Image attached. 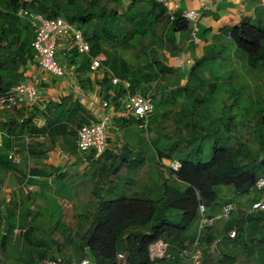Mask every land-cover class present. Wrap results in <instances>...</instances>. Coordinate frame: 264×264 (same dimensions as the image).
Segmentation results:
<instances>
[{
	"label": "rangeland",
	"instance_id": "rangeland-1",
	"mask_svg": "<svg viewBox=\"0 0 264 264\" xmlns=\"http://www.w3.org/2000/svg\"><path fill=\"white\" fill-rule=\"evenodd\" d=\"M56 1L59 8L62 10L69 8L71 13L74 11V6L87 8L91 1L95 2L94 7L87 9L88 12L94 13L93 21L87 25L86 29H83L84 32H89L88 34H90L98 24V20L94 18L96 15L106 14L115 10L120 16L130 7V0H122L121 2L119 1L118 4L110 0ZM5 5L6 2L0 5V11ZM137 6L146 8L147 4L143 3ZM17 8L18 11L21 7L18 6ZM62 10H58L59 15L65 17V12ZM167 17V14L160 17L153 28L149 29L144 36H134L130 40L129 45L124 48L120 46L116 47L114 42H108L103 45V50L106 56L108 55V65L110 64V58H117L115 71H112L116 76L118 72V61L123 62L127 73L126 78L128 79L140 78L142 74H147L148 72L160 73L161 76L157 81L154 79L149 83L142 81L138 87L142 93L150 92L153 104H155V98L157 94H159L157 91L158 85L163 83L170 86L172 82H175L176 86H180L181 84L180 80L175 81L174 78H171L169 75H164L160 72L158 67H155L160 61L165 60L163 49H168V42H166L163 47L160 43L166 29ZM116 24L118 26L121 25L119 21L116 22ZM19 28L22 29L23 37L32 38V31L30 30L27 20L19 19ZM114 34L118 35V32ZM220 52L221 58H224L223 62L225 64H218L215 60L211 61V59H206V63L202 62L198 65L195 63L191 68L192 72L190 70L192 76L187 80L186 87L174 91V95H178V103L181 105L182 103L187 104L188 101L190 103V100L186 97L199 101L198 103H196L195 100L193 101V104L199 109L196 110L197 114L190 118L189 121L187 120L188 117L165 115L159 117V122L144 121L141 124L142 129L138 128L137 125H122L117 128L116 141L125 146L126 150L123 158L119 159V164L116 158L110 160L115 166L109 171V174L108 166L103 167L104 164L108 165L109 160L107 157H102L99 164H96L97 162L92 160V156H86L87 158L84 159L85 154L80 155L76 152L75 143L76 131L78 128L73 125L72 128L75 130V135H69L67 140L62 144L60 150H62L63 157H59L64 161L66 169L71 171L70 183L78 182L77 191L67 186H62V189L58 190L59 187L57 185L55 186L53 183L54 179L37 181L34 178L30 180L33 182L29 183V185L34 187V191L27 193L21 187L27 172L30 170L42 172V169H49L46 164L38 161L47 160L56 153L54 146L47 150H37L36 146L31 145L34 147L31 149L34 155L28 154V156H30L32 160H36L37 163H30L27 158L22 156L23 162L16 166L18 169L15 170V178L10 179L11 181L9 183L6 181L7 183L2 186L5 198L2 193H0V211H4L2 218L5 220V213L9 212L8 215L14 219L15 229L18 231L17 234L12 235L8 229H6V231L5 229H0V264H41L42 260L39 257L40 254L45 255L46 260L56 257L64 260L68 264L78 263L83 260L86 253L79 249L78 236L89 228L92 221L95 202H93L94 197L91 193V189L106 187L108 191V187H113L115 189V191H113L114 195H106L103 199L105 201L115 200L118 196L123 194L124 191H126L125 189L129 188V186L126 185L128 176L133 174L135 171L132 172V170L136 168L133 164L131 165V163L124 165L123 160L128 161L132 158V162L138 161V156H142L146 159L145 162L147 165L145 166L144 172L141 174L143 177L140 176L139 179L140 184L146 183V186L157 183V181L162 183L169 182L170 180L169 176L171 171L168 167L164 165L165 168H163L155 164V157H157L156 152L165 153L168 159L176 160L179 164V161L184 159L206 163L210 160L215 147H235L245 141L250 152L258 154L259 159L264 160V66H259L256 69H249L245 62L244 53L236 51L231 54L228 51L218 50L215 51V54L220 55ZM1 53H4V51L0 50V56ZM213 53L209 51L208 58H210ZM81 60H86V57L80 56L73 61ZM232 60L235 61L234 64H229L228 61ZM27 64L29 63L27 62L26 66ZM148 65H151V70H149ZM21 68H23V66L19 67L18 72L24 74L25 68H23V70ZM109 69L108 66V70ZM83 73L84 72H82V74ZM99 73L102 74L101 71H99ZM102 75L104 78L105 75ZM3 78H5V81H8L7 84L11 83L12 85L1 87V95L13 88L18 80L13 75L9 74V72L3 73ZM93 78L96 83L101 82L97 78V75H93ZM89 81L88 78L79 80L78 83L81 86L80 88L91 92L92 88H89L91 81ZM155 83H157V86L153 87ZM56 84V80H51L49 85L54 89ZM96 85H98L101 90H104L101 85ZM46 88H48V84H43V82H41L40 89ZM167 94L170 95L171 92H167ZM181 96L185 98L183 99ZM20 110L21 109L10 111L0 110V121H3V119L7 121L4 126L0 127V133L7 135V127L10 126L8 125V121H12L10 118H13L16 112ZM185 123L188 125L187 127H185ZM195 125L197 128H195ZM20 129L21 135H27L29 133L25 131V129H29L27 124H20ZM184 132H187L186 137L183 134ZM189 135L195 138V144L190 145L189 141L186 140ZM15 142L19 143V141L16 140ZM7 143V146H9V142ZM10 146L11 148H17L18 151L21 150L20 144L13 145L11 142ZM173 146H175V148H173ZM197 147L200 149L199 152L196 149ZM3 149L4 146L0 148V150ZM116 151L117 153L119 152V150ZM93 171L96 172L95 179L90 181L88 177ZM73 172L77 173V177L74 176L75 179L73 178ZM97 174H99V177H97ZM108 177L114 180L111 184L108 183ZM165 177H167V179ZM171 181L170 184L173 187L180 190H183L185 187L184 184L181 186L180 183L179 186ZM101 184L104 185L102 186ZM136 184V187H140L139 183ZM223 189L225 188L220 187L216 189L219 195L217 206L222 203ZM227 189L231 192L230 188ZM79 191L80 195H78ZM74 192H77V195ZM252 192L253 191L250 193ZM5 200L9 202L6 203ZM241 203L242 207L245 208V205L249 202L243 201ZM30 207L31 209H29ZM1 208L3 209L1 210ZM28 211L31 212V215H29L31 222H29L28 217L25 216ZM240 215L241 211L236 212V219ZM84 216L86 217L84 218ZM174 222H180L179 215L174 219ZM216 225L217 228L215 229L223 233L224 223L218 222ZM28 227L32 228V232L29 236L31 244H28L24 238V232L27 231ZM210 229L205 231L200 238L197 237V233H194V235L188 239L191 244H184L186 249L190 250L192 245L198 240V248L201 252V264H204L208 253L206 242L205 245L201 243L204 235H206V237L211 236ZM6 232L5 244L4 247L1 248V236ZM214 242H216V245L213 247L211 245L209 248L213 252L211 254H216L218 250V241L215 240ZM241 250L243 249L241 248ZM171 261L173 260L171 259ZM181 262L183 264H192V260L189 258H182ZM213 264L217 263L215 262Z\"/></svg>",
	"mask_w": 264,
	"mask_h": 264
},
{
	"label": "trees",
	"instance_id": "trees-1",
	"mask_svg": "<svg viewBox=\"0 0 264 264\" xmlns=\"http://www.w3.org/2000/svg\"><path fill=\"white\" fill-rule=\"evenodd\" d=\"M110 1L118 4L122 0ZM4 2H6V5L0 11V50L4 51L0 56V92L2 90L1 87L12 85L11 83L7 84L8 81L3 78V73L5 72H9V74L18 79L16 85L25 81L22 72L19 73L18 69L20 66L24 68L32 56L31 42L33 41V33L31 39L22 36V29L19 28L20 18L16 16L18 6L21 7L20 9L41 14L47 18L61 17L69 24L75 25L83 31L84 38L90 46L91 57H95L100 53L106 56L103 45L108 42H114L116 47L124 48L128 46L134 36H144L149 29L153 28L160 17L167 14L166 29L160 40L162 47L168 42V49H163L164 59H166L177 51L175 35L185 32L189 28V24L181 18L180 12H174L171 15L173 20H170L171 16L167 9L155 2H146V8L137 6L143 4L141 2H131L130 7L120 16L115 10L106 14L96 15L94 18L98 20V24L90 34L87 31L84 32L83 29H86L87 25L93 21L94 13L88 12L87 9L94 7L95 2L91 1L87 8L74 6L72 13L69 8L63 10L59 8L56 0H0V5ZM58 10L64 11L65 17L59 15ZM118 21L121 23L120 26L116 24ZM116 32H118V35L114 34ZM227 36L235 50L245 54V62L249 69L264 66V25L262 23L258 22L253 25L247 20L242 21L238 26L228 31ZM209 51L214 52L210 58H208ZM220 55L215 54L213 48H206L201 60H213ZM77 57L80 56L72 53L71 56L66 57V62L73 64V60ZM80 62L83 72L88 73V57ZM116 62L117 58L112 57L108 65L107 55L105 66L107 69L109 66L111 72L115 71ZM117 65L118 72L117 76H115L120 80L128 81L132 93L138 92L141 95H149L151 97L150 92L142 93L138 87L142 81L145 83L151 82L152 79L157 81L161 76L160 73L148 72L147 74H142L140 78L128 79L126 78L127 73L123 62L118 61ZM150 66L148 65L149 70L152 69ZM155 67H158L161 73L164 71L169 73L171 71L160 62ZM23 68L21 69L23 70ZM102 78L100 83L95 82L104 89L101 90L99 88L100 91L105 94L110 91L115 94L122 92L120 88H113L108 83L106 76ZM165 87L167 88V86ZM89 88H92L91 83ZM194 100L196 103L199 102L197 99ZM45 109L50 115L46 117V134L49 138L62 134L74 136L73 125L79 129L81 126L88 124L90 120H94L84 106L78 101H72V97L62 99L60 104H54L50 101L45 106ZM196 114L195 111L194 115ZM194 115L188 118L190 119ZM195 128H197L196 125ZM9 134H12L11 131L7 132V136H10ZM5 138L6 136L3 138V143L6 144L7 151L0 154V169L11 171L17 165L12 164L7 158L11 146L10 139ZM194 139L192 135L186 138L190 145L195 144ZM20 140L18 141L21 144V150L18 152L22 156L31 155L32 148L28 140L25 141L22 138ZM7 142H9V146H7ZM196 149L198 152L200 151L199 147ZM91 154L95 155L93 152ZM158 156L168 158L164 153H158ZM179 162L180 168L176 173H173V176L177 181L185 185L184 190L180 191L175 187L165 186L157 199L138 196L134 193L129 197L121 196L111 201L103 200L97 188L92 191L93 202H95L92 221L89 228L78 236L79 249L82 252L87 250L84 258H88L91 264H116V256L119 253H123L126 255V264H161L166 260L171 261V259L181 262L180 254L182 251L187 250L184 244L187 240L186 237H188V231L199 219L198 207L200 205H203L206 209L215 207L218 202L216 189L220 187L230 188L236 197L246 196L252 191L255 182L261 176H264V160L259 159L258 154L250 152L245 141L235 147H215L210 160L206 163L193 162L188 159L180 160ZM29 173L32 178L48 177L51 174L44 171L39 172L38 170H30ZM29 215H31V212H26L25 216L29 217ZM178 215L180 216V222L175 223L174 219ZM258 216L264 217L261 214H255L250 217L243 215L240 225H234L237 222L231 220V217L228 221L221 220L220 222L225 223V232L237 230L236 237L229 239L235 240L248 227L251 220ZM5 217L4 220L0 216V229H5V231L8 229L13 235L16 230L15 221L10 215ZM31 232V227H28L27 231L24 232V238L28 244H31L29 241ZM2 235L1 248L4 247L7 232ZM253 237L251 234L245 242H240L239 245L249 253L260 252L264 255V236L260 235V238ZM157 241L167 243V254L170 259L149 260L148 248ZM214 241L208 237L206 244L211 246ZM39 257L42 262L46 260L45 255L40 254ZM231 260L232 258L230 257H223L219 264H230Z\"/></svg>",
	"mask_w": 264,
	"mask_h": 264
},
{
	"label": "crops",
	"instance_id": "crops-1",
	"mask_svg": "<svg viewBox=\"0 0 264 264\" xmlns=\"http://www.w3.org/2000/svg\"><path fill=\"white\" fill-rule=\"evenodd\" d=\"M167 4V12H180L181 16L184 13L194 11L199 14V21H198V31L194 34L191 32L190 27L187 31L181 32L175 35V46L177 47V51L171 56L166 58L163 61H160V63L165 66L167 69H170L171 71L168 73L166 71L162 72L164 75H169L171 78H174L175 81L180 80V86H176L175 82H172L171 85H165L161 83L157 86V83L153 84V87L157 86V91L159 94L156 96V100L154 101V114L152 117L148 119V122H159V117L169 115V116H184V117H191L194 115L195 111L199 108L196 107L193 104L192 98H188L190 100V103L188 101L187 104L182 105L178 103V95H174V91H178L184 87H186L187 80L192 76L191 75V68L195 65V63H200L202 60V56L204 55V50L213 48L214 51H228L229 53L233 54L236 52L235 47L233 44L229 41L227 32L233 29L234 27L238 26L242 21H249L253 25L257 24L258 22L262 23L264 25V0H164ZM225 46V47H223ZM220 57V58H219ZM222 56H218L216 59H213L211 61H214L218 64H225L223 62L224 58H221ZM204 63L207 62V60L202 61ZM234 60L228 61L229 64H234ZM67 65V74L63 79H57L53 77H49L43 72H41L37 67L31 64L25 65V70L23 77L25 81L33 83L39 93V101L38 103L33 106L30 109H21L20 111H17L16 114L13 116V118H10L12 121H8V125H10L8 128V131H11L12 134H9L10 136H7L5 139H10V144L12 142L13 145H19V143L15 142L18 141V139H24L25 141L28 140L30 145L36 146L37 150H47L50 147H55L56 153L52 155L47 160H41L38 162H41L43 164H46V166L49 167V169H42L45 173H51L48 177H38L35 178L37 181L40 180H51L54 179L53 183L54 185L58 186L59 189H62V186L72 187L74 188V191H77L78 182H72L70 183L71 179V171L69 169H66L64 161L60 159L59 156H62V150H60V147L62 144L67 140L69 136L65 135H57L49 138V136L46 134L47 132V122L46 117H48V112L45 109V106L50 101L54 104H60L62 99H65L66 97H72V101H78L82 106L86 108L87 111H89V114L93 117L94 120L97 118H100L102 114L106 113V110L103 108H100V104L98 103V92L97 88L99 86H95V81L93 78V75H97V78H101V75L99 72L91 75L89 72H83L81 69V62L80 61H74L73 64L66 62ZM191 70V72H190ZM89 79L91 82L92 90L91 92L81 89L79 85V80ZM51 80H56L57 84L53 87L50 84ZM43 82V84H48V88L46 89H40V83ZM46 86V85H45ZM167 86V88L165 87ZM167 92H171L170 95L167 94ZM171 98V99H169ZM181 98H185L184 96ZM180 99V98H179ZM195 110V111H194ZM44 115V116H43ZM50 116V115H49ZM156 118V119H155ZM189 121V118L187 119ZM186 120V122H187ZM6 119H3V121H0V127L4 126L6 123ZM143 122L130 118V119H113L112 124L107 129V153L103 154L100 157H96L93 154H85L84 159L87 158L86 156H92V160L96 161V164H99L102 157L108 158V165L104 164L103 167L108 166V174L109 171L115 166L113 162H111V159L117 160V163L119 164V159L123 158L124 152H125V146L121 145L116 141V135L118 131V127L120 126H128V125H137L138 128L142 127ZM20 124H27L29 129H25V131H28L29 133L27 135H21L20 131ZM185 123V127H187ZM25 127V126H24ZM142 129V128H141ZM7 131V132H8ZM186 137L187 132L183 133ZM14 135V136H13ZM157 140V139H156ZM174 143V142H173ZM130 145V144H129ZM4 149L0 150L1 153H6L7 148L6 144L3 143ZM21 146V144H20ZM131 148V145L129 146ZM31 148H34L31 146ZM75 149H76V143H75ZM116 150H119L117 153ZM9 152V151H8ZM77 152V151H76ZM158 153L162 152H156ZM165 154V153H164ZM34 155V152L32 151V156ZM81 155V154H80ZM166 155V154H165ZM94 156V157H93ZM24 158H27V160L30 161V163H37L36 160H32L30 156L23 155ZM61 160V161H60ZM91 160V161H92ZM132 158L130 160H123L124 165H128L131 163L136 168L133 171H135L133 174L128 176L126 185L129 186V188H126L123 194L121 196L129 197L132 194H136L138 196H145L147 198L151 199H157L165 186H171L170 181L176 183L179 185L181 182L177 181L176 178L173 176V172L170 173L169 176V182H162L160 183L157 181V183H152L151 185L146 186L145 184H140V176L142 172L145 170V166L147 163L145 162V158L142 156H138V161H133ZM23 162V160H22ZM90 162V161H89ZM136 162V163H135ZM172 162H177L176 160H170L168 158H165L164 156H158L155 157V164L157 166H162L170 164ZM92 163V162H90ZM88 164V163H87ZM43 168V167H42ZM16 169L13 167V170H2L0 169V193H2L4 196V189L3 185H5L8 181V183L11 181L10 179L15 178L16 176ZM168 170V169H167ZM140 173V174H139ZM96 172L93 171L91 175L88 177L89 180L95 179ZM77 177V173L73 172V178ZM97 177H99V174H97ZM143 177V176H141ZM167 179V177H165ZM172 178V179H171ZM75 179V178H74ZM142 180V178H141ZM114 180L109 177L108 183H112ZM33 181H30L31 183ZM136 183H139L140 187H136ZM144 183V181H143ZM102 186L104 184H101ZM182 186V183L180 184ZM179 185V186H180ZM185 186V185H184ZM61 187V188H60ZM173 187V186H171ZM104 188V189H103ZM176 188V187H175ZM225 188V187H223ZM96 189V188H95ZM178 189V188H177ZM185 187L183 188V190ZM94 190V189H93ZM91 189V191H93ZM180 190V189H178ZM97 191L100 193L101 198L104 199L106 195H114L115 189L113 187H108V191L106 190V187L98 188ZM181 191V190H180ZM230 192L229 189L225 188L222 190V203L219 204V206L216 205V207H213L211 209H206V214L208 216H216L220 213L221 207L225 204H232L235 208V211L231 215V220L237 222V224L234 225H240L241 219L246 211V209L249 207V205L257 200L259 198L258 194L255 192H252L246 196L242 197H236L233 195L232 191ZM77 195V192H74ZM80 195V191L78 192ZM92 193V192H91ZM108 193V194H107ZM117 199V198H116ZM219 200V195H218ZM6 203H8V200H5ZM111 201V200H110ZM249 202L246 204L245 208L242 207L241 202ZM3 208H1L2 210ZM31 209V207L29 208ZM241 215L236 219L235 214L236 212H240ZM0 216L2 217L4 215V211H0ZM9 212L5 213V216L8 215ZM260 218V219H257ZM254 220H251L248 227L243 231L242 234L238 235L235 240H229L228 234L233 231L230 230L229 232L223 231V233L219 232V230H216L217 225L210 229V239L218 241V250L216 254L213 253L209 248L210 246L206 244V249L208 250L207 258L204 261V264H213L217 263L219 264V261L223 257H230L232 260L230 261V264H264V255L260 252H247L245 250H241V246L239 243L245 242L251 234L254 236L253 238H260V235L264 236V217L258 216ZM29 219V217H28ZM29 222L31 220L29 219ZM225 226V223H224ZM223 226V228H224ZM237 227V226H236ZM198 229V221H196L191 228L188 231V237H186L185 245L191 244L188 239H190L194 233H197ZM15 230L14 232H16ZM207 231V230H206ZM190 237V238H189ZM206 237V235H204ZM203 237L202 243L205 245L206 238ZM161 264H183L182 262L176 260V261H165Z\"/></svg>",
	"mask_w": 264,
	"mask_h": 264
},
{
	"label": "built area",
	"instance_id": "built-area-1",
	"mask_svg": "<svg viewBox=\"0 0 264 264\" xmlns=\"http://www.w3.org/2000/svg\"><path fill=\"white\" fill-rule=\"evenodd\" d=\"M131 2H155L161 4L166 9L167 4L164 0H130ZM171 16L173 12L168 11ZM16 16L20 19L28 21L30 29L33 33V41L31 42L32 56L29 64L37 67L41 72L49 77L63 79L67 74L66 57L75 53L79 56H85L89 59V73L91 75L101 71L108 79V83L113 88H120L122 92L115 94L112 91L105 94L97 88L98 103L100 108L106 110L100 118L90 120L88 124L81 126L76 132V151L79 154H91L100 157L107 151V129L112 124L113 119H136L141 122L147 121L153 115L154 107L152 98L149 95H141L138 92L130 91L128 81L118 79L105 66L106 56L103 53L95 57L90 56V46L84 38L83 31L75 25L69 24L61 17L47 18L41 14L19 9ZM181 18L185 20L192 33L198 31L199 14L191 11L182 14ZM173 20V17H170ZM103 75H101L102 78ZM99 78V80H101ZM108 97V98H107ZM39 101V93L36 86L27 81H23L11 88L9 91L0 96V110L10 111L17 109H30ZM4 135L0 133V148L3 144ZM7 158L14 165L22 163V155L17 148L12 147L7 154ZM168 169L176 173L180 165L172 162L166 165ZM34 179L30 176L29 171L25 175L22 188L27 192H33L34 187L29 185V181ZM33 188V189H32ZM257 191L261 193V198L256 203L251 204L245 211L246 215L261 214L264 215V177L257 180L255 184ZM8 194V193H7ZM235 211L232 204L228 203L221 207L219 215L208 216L206 208L203 205L198 207V229L197 237L208 229L222 221H228ZM18 231L14 232L17 234ZM237 230L234 229L228 234L229 239L236 237ZM197 238V239H198ZM212 247L216 242L211 244ZM198 240L192 245L190 250H184L180 254V258H189L192 264H201V252L198 248ZM168 245L163 241H157L148 248V258L150 261H159L170 259L167 254ZM87 250H85V253ZM41 264H68L60 258H52L45 260ZM69 264H91L88 258H84L78 263ZM116 264H126V255L119 253L116 256Z\"/></svg>",
	"mask_w": 264,
	"mask_h": 264
},
{
	"label": "bare ground",
	"instance_id": "bare-ground-1",
	"mask_svg": "<svg viewBox=\"0 0 264 264\" xmlns=\"http://www.w3.org/2000/svg\"><path fill=\"white\" fill-rule=\"evenodd\" d=\"M107 145H108V144H107ZM261 177H264V176H261ZM261 177H260V178H261ZM260 178H259V179H260ZM256 182H257V181H256ZM256 182H255V184H256ZM255 184H254V186H253L252 191L255 192L256 194H258V195H259V198H258L257 200H255V201H253L251 204L256 203V202L259 201L260 198H261V193H260L259 191L256 190V188H255ZM251 204H250V205H251ZM250 205H249V206H250ZM253 215H255V214H253ZM253 215H246V213H244V216H246V217H250V216H253Z\"/></svg>",
	"mask_w": 264,
	"mask_h": 264
}]
</instances>
